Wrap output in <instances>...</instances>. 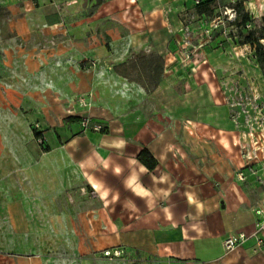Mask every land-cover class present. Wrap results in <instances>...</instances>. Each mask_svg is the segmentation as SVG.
<instances>
[{
    "label": "rangeland",
    "instance_id": "obj_1",
    "mask_svg": "<svg viewBox=\"0 0 264 264\" xmlns=\"http://www.w3.org/2000/svg\"><path fill=\"white\" fill-rule=\"evenodd\" d=\"M248 1L213 0L207 14L196 0H46L28 14L24 5L0 2V77L48 103L24 114L26 148L50 151L53 136L94 131L83 117L100 123L99 132L113 120L133 129L148 124L174 135V148L199 165L224 166V181L241 183L264 210V71L255 48L243 43L249 30L262 33L264 6ZM245 13L252 20L240 27ZM90 90L95 109L81 112L72 97ZM206 150L210 157L201 160ZM57 172L50 164L53 195ZM12 176L16 205L0 191V254L36 264H159L133 247L135 238L127 249L122 239L100 235L93 193L71 202L79 182L41 205L25 189V168Z\"/></svg>",
    "mask_w": 264,
    "mask_h": 264
},
{
    "label": "crops",
    "instance_id": "obj_2",
    "mask_svg": "<svg viewBox=\"0 0 264 264\" xmlns=\"http://www.w3.org/2000/svg\"><path fill=\"white\" fill-rule=\"evenodd\" d=\"M43 1L0 0L10 8L24 5L21 12L25 14V9ZM255 3L251 0L249 7L262 10L264 3ZM36 93L0 77V191L8 190V206L16 205L11 192L17 183L12 175L23 167L31 179L25 189L35 190L41 205H49L50 198H62L61 192L70 183L74 186L79 182V192H73L71 202L81 205L78 200L86 196V191L93 193L89 198L96 209L90 213L102 223L100 235L122 239L127 249L133 246L129 239L135 238L133 247L159 264H264V214L257 213V200L244 192L241 183L224 181V166H210L208 160L204 166L199 165L191 155L185 157V151L174 148V135L149 128L148 124L138 123L133 129L117 120L109 122L108 132L90 130L81 138L53 136L56 149L50 151L26 148L21 130L25 127L24 114L31 118L34 109L40 106L46 110L48 104L36 98ZM77 96L92 103L90 109L74 104L78 110L95 109L93 91L75 94L72 101ZM31 138L29 135L28 140ZM145 147L158 160L152 170L138 159ZM209 153L203 151L201 160L209 158ZM50 164L59 171L55 190L60 193L56 195L50 194ZM260 194L263 201L264 190ZM241 233L247 237L227 251L225 239ZM22 261L36 264L33 259L0 254V264Z\"/></svg>",
    "mask_w": 264,
    "mask_h": 264
},
{
    "label": "trees",
    "instance_id": "obj_3",
    "mask_svg": "<svg viewBox=\"0 0 264 264\" xmlns=\"http://www.w3.org/2000/svg\"><path fill=\"white\" fill-rule=\"evenodd\" d=\"M213 0H200V2L197 4V11L200 14H207L210 12L209 10V4ZM264 19V16H263ZM252 20L249 13H245L242 17V20L240 22H237L240 27L247 26L248 23H250ZM261 34H257V32L253 29L249 30L247 35L245 36V39L243 43L249 44L255 48L256 51V57L258 59V62L261 66V68L264 71V45L261 43V40L264 39V25L261 29ZM73 120H81L80 117L73 118ZM41 134L37 135V138H40ZM138 159L142 164H144L148 169L152 170L154 169L157 164L158 160L155 158V156L152 154V152L148 148H143L140 153L138 154Z\"/></svg>",
    "mask_w": 264,
    "mask_h": 264
},
{
    "label": "built area",
    "instance_id": "obj_4",
    "mask_svg": "<svg viewBox=\"0 0 264 264\" xmlns=\"http://www.w3.org/2000/svg\"><path fill=\"white\" fill-rule=\"evenodd\" d=\"M198 3L200 0H196ZM251 0L248 1L250 3ZM73 103L75 105H78L79 107H84L90 109L92 106V103L87 101V99L84 96H77L73 99ZM83 126L85 129H92L94 131H101L103 130V127L100 123H94L91 121L88 117H83L81 120ZM39 141L42 143L41 137L39 138ZM258 214H264V210L262 208L257 209ZM247 236L244 233H241L239 235H231L227 237L224 241V246L227 251H231L235 249L236 246H238Z\"/></svg>",
    "mask_w": 264,
    "mask_h": 264
}]
</instances>
